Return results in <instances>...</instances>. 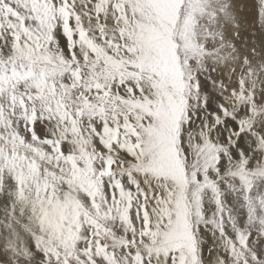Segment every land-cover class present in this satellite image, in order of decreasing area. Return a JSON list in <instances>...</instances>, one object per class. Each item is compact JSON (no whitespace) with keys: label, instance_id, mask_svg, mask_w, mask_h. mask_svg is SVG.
Returning a JSON list of instances; mask_svg holds the SVG:
<instances>
[{"label":"snow or ice","instance_id":"obj_1","mask_svg":"<svg viewBox=\"0 0 264 264\" xmlns=\"http://www.w3.org/2000/svg\"><path fill=\"white\" fill-rule=\"evenodd\" d=\"M16 2L30 13L27 20L33 21L32 25L18 12H12L5 0H0V11L7 9L24 23V38L32 41L40 58L0 62V124L10 128L12 117L17 124L23 121L32 141L27 148L33 156L16 151L15 139L24 145L19 133L11 139L0 136L4 142L0 145V165L10 158L17 161L15 167H0V171L10 173V182L19 193L17 202L23 201L25 206L27 197L23 193L29 182L35 186L36 201L28 222L38 228L39 234L30 231L32 244L25 251L34 253L31 259L48 264H71L76 259L81 264L80 256H72L81 238L77 235L69 245L58 234L61 222L53 223L50 215L53 205L71 201L84 209L80 223L64 219L59 232L72 233L82 225L88 226L89 236L96 239H89L88 247L82 248L80 254L87 257L89 264H97V260L120 264L116 251L102 243L99 230L101 220L117 219L119 223L113 227L103 228V235L114 240L113 249L123 250L124 264H204L203 250L198 249L193 232V218L197 231L201 223H211L215 235L226 242L216 264H264L249 246L256 237L251 231L246 233L230 211L229 230L225 231L220 189L224 183L230 191L242 194L247 205L245 227L251 224L256 208L249 194L257 181L264 180V170L257 171L255 167L264 161V152L253 161L243 148L245 133L251 135L253 129L242 127L236 115L219 105V112H209L211 124L205 121L194 133L187 115L186 92L194 90L195 99L206 91L199 75L194 80L188 77L179 89L172 84L164 89L158 71L153 70L164 47H173L179 57L182 44L185 59L188 52L200 53L190 39L197 0H174L179 5L174 21L157 17L153 0H92L89 7L95 12L99 43L86 36L79 14L69 11L72 0ZM109 11L115 25L111 35L105 31ZM221 14L227 15L226 9H221ZM210 15L215 17V13ZM8 26L16 27L11 23ZM53 43L59 52L50 51ZM184 79L182 75V82ZM252 100L255 103L254 96ZM171 101H176L179 108L165 116L160 106ZM210 103L205 98L203 108L209 109ZM221 127L228 128L227 143L215 144L210 132ZM45 128L49 133H44ZM260 138L264 140V135ZM186 141L193 142L188 151ZM9 143L10 149L5 147ZM193 149L195 159L189 173L188 157ZM237 154L239 166L233 170L232 158ZM36 157L55 160L63 175L57 177L48 169L41 175ZM62 165L67 166L66 170ZM57 180L59 186L54 183ZM150 180L160 190L152 193V209L148 207L149 193L141 187V181L148 184ZM133 193L145 203H135ZM205 193L212 194L219 221L205 219ZM257 199L264 206V195L258 194ZM8 207L15 216V203ZM19 214H24V207ZM260 224L264 225V219ZM121 229L125 238L117 243L116 232ZM257 236L264 240V235ZM9 253L26 258L9 241L6 248L0 245V264H9ZM90 253H95L96 260Z\"/></svg>","mask_w":264,"mask_h":264},{"label":"rangeland","instance_id":"obj_2","mask_svg":"<svg viewBox=\"0 0 264 264\" xmlns=\"http://www.w3.org/2000/svg\"><path fill=\"white\" fill-rule=\"evenodd\" d=\"M5 3L10 5L12 12H18L21 16L25 17V20L29 25L34 23L33 21L27 20V16L30 15V13H26L25 9L19 6L16 0H5ZM91 3L92 0H72L71 9L74 11V13L79 14L81 25L86 36L88 38L95 39V42L99 43L100 41L97 38L98 25L95 12L91 7H89ZM200 9H203V11ZM221 9H226L227 15L221 14ZM178 10L179 5L178 3H175L174 0H153V11L156 13L157 17L161 18L162 20L174 21L176 12ZM86 13H91V15ZM210 13H215V17L210 15ZM240 16L242 18H240ZM239 20L243 21L242 26L237 25V21ZM9 23L16 26L15 29L9 28ZM0 25H2L0 26V62H7L10 58L19 60L21 57L25 61L30 62L40 58L39 53L35 51L34 47L32 46V41H26L24 38V23L12 17L11 13H9L7 9L0 11ZM113 27H115V25L112 23L111 13L109 11L108 23L105 27V31L111 35ZM215 28H222L223 32L221 31L218 34L215 32ZM190 32L191 43L200 50V53L193 55L191 52H188L187 59H185V52L182 44L180 47L179 57L176 56L175 49L173 47H164L161 50L160 61H157L153 70L158 71V74L160 75V84L164 89H166L168 84H172L177 89H179L182 87V83L187 82L188 77H191L194 80L197 75H199V79L205 86L206 91H202V95H199V97L195 99L193 97L191 98L194 90H189L186 92L187 115L192 121V131L195 132V128L201 126L203 121H207L209 124H211L212 117L209 114L210 111L214 110L219 112V107L214 106V102L210 103L209 109H204L205 116L204 111H202L203 106H197V104L200 102L202 104L205 98L210 100L209 96L213 94V91H211L209 87L212 88L214 83L222 85L223 88H228L232 85L234 86L233 88H237V86L240 85L243 87L244 82H246V87H244V90H257L260 93H264V87L259 88L256 84H253L254 78L249 77V75L252 73L260 74L264 72V41L262 38H260V34L264 33V0H197V6L194 10V14L192 15V26ZM236 33H239V35H236ZM233 38L235 41L237 39V45L234 43ZM177 43L181 42L177 41ZM13 45H15V47H13ZM256 46L259 49H257ZM262 48L263 51L260 50ZM50 51L59 52V48H57L53 43ZM64 54L66 55V52ZM245 57H247V60H245ZM182 75L185 78L183 82L181 80ZM239 89L241 91V88ZM226 92L228 94L230 93L229 91ZM234 93L235 92L232 94ZM253 96L255 97V103H253L252 100ZM188 97L191 98L190 104L188 103ZM220 99L221 101H219L218 104H224V107L228 109L229 113L236 115L237 118L242 122V127L245 129H253L251 135H249L247 132L245 133L243 148L246 155L251 156L253 161H255L257 158H259V154L264 152V140L260 138L261 135H264V99L261 97V95L258 97L255 93H245L242 91L241 95L239 96L238 105L235 103L233 104V101H235L234 96L225 95ZM249 101H252L253 105H258V108L256 106L252 107V104H250L251 102L249 103ZM178 108L179 104L176 101H171L170 103L165 102V104H162L159 110L165 116H167L169 111L175 112ZM249 108H251V113H249ZM12 120V126L15 129L20 128V133H22L26 142L29 144L32 143L31 138L28 137L26 131L24 130L23 121H20L19 124H17L15 117H12ZM49 131L50 130L47 128L44 129V133H49ZM215 131L217 137L215 135L211 136V141L215 144L227 143L225 140V133L228 131V128L221 127L217 128ZM0 136H5L10 139L13 137L9 133V129L5 128L2 124H0ZM15 142L16 141L14 140V143ZM3 143V140H0V145H3ZM192 143V141H186L185 151H188ZM15 144L16 151L20 155H27L29 158L32 157L31 151H29L30 155L26 154L25 149L27 148V145H18L17 142ZM36 146H38V144H36ZM5 147L10 149L12 144L9 143ZM254 148L256 151H253ZM194 159L195 149L189 153V173H191L193 170L192 165ZM232 159V168L235 170L239 166V154H237V156L233 157ZM16 163L17 161L14 158H10L6 159V161L3 162L0 167H15ZM47 167L50 171L55 172L57 177L63 175V173L60 172L58 168L56 169L53 166ZM63 167L66 170L67 166L64 165ZM255 167L257 171L264 170V161H261V163L257 164ZM43 170L44 169H41V175H43ZM179 175L182 179V173ZM49 179L51 180L50 177ZM54 183L59 186L58 180L56 182L54 181ZM141 187H143L144 190L149 193L148 205L150 207H154L152 203V193H159L156 182L150 180L148 184H144L143 181H141ZM220 189L223 193L222 199L224 201L225 208V231L229 230L228 216L230 211L232 216L238 218L241 228L246 233L247 231H251L253 236L256 237L250 241L249 246L251 250L257 254V256L261 257L262 262H264V240H260L257 236V233L264 235V225L260 224V220L264 219V206H261L257 199L258 194L264 195V180L257 181L252 192L249 194L253 198L252 206L256 208V212L254 221L247 227H245L247 205L242 199V194L239 192L230 191L224 183L220 184ZM23 194L27 197V207L23 201L17 202L19 193L16 190L15 185L10 182V173L7 171H0V245L6 248L7 243L9 241H13L16 247L20 250V255L26 257L25 259H20L18 256L9 253V264H48L47 261L32 260L31 257L34 253L32 251H25V249H29L32 244L30 231L37 232L39 234V230L35 225L29 224L28 222L30 209L33 202L36 201L35 186L31 185L29 182V186L25 189ZM41 195H43V193H41ZM133 197L135 199V203H145L143 199L136 198L135 193H133ZM9 203H15L16 205L17 213L15 216L11 214V209L8 207ZM21 207H24V214L22 216L19 214V209ZM83 211L84 209L80 208L78 204L70 201L64 204L53 205L50 215L52 222L57 223L59 220L61 222L59 227H62V221L68 218L73 224H79L80 214ZM203 212L205 219H216L219 221V216L216 214L215 200L211 193L204 194ZM66 214H69V217ZM152 218L155 220L154 215ZM116 223H119L118 219L115 221L101 220V228L99 230L103 236L102 243L108 244L110 251H116L117 259L120 260V264H124L123 260L121 259L123 250L113 249L112 245L114 240L109 238V236L103 235L104 227L111 228ZM9 224H11V227L8 226ZM25 225H27V227H25ZM59 227L57 229L58 234L63 235L65 241L69 245L73 243V240L77 235L81 238L80 242L75 245V248L72 251V256H80L81 264H89L87 257L80 254V250L82 248H87V241L89 239L93 241L96 239L95 236H89L90 229L88 226L82 225L78 231L72 233H68L67 230H65L63 233H60ZM192 227L193 232L195 233L197 247L198 249L203 250L202 257L204 264H216V256H218V254H220L221 251L227 247L226 242L215 235L216 230L211 223H201L199 225V231H197L195 218H193ZM138 229L139 228L137 227V234H139L140 231V229ZM116 238L117 243L120 239L125 238L122 229L121 231L116 232ZM127 238L130 239V235ZM84 245L86 247H84ZM93 248H95V245H93ZM90 255L92 256L93 260H96L95 253H90ZM71 264H78V262L76 259H73ZM97 264H102V260H97ZM250 264H252L251 261Z\"/></svg>","mask_w":264,"mask_h":264},{"label":"bare ground","instance_id":"obj_3","mask_svg":"<svg viewBox=\"0 0 264 264\" xmlns=\"http://www.w3.org/2000/svg\"><path fill=\"white\" fill-rule=\"evenodd\" d=\"M246 3V2H245ZM243 5V4H242ZM241 5V6H242ZM246 10V9H245ZM70 12H74L72 9H70L69 10ZM240 18H242L241 16H240ZM242 23V24H241ZM237 25H243V21H237ZM214 28V27H213ZM223 30H224V28H223ZM222 31V28H219V29H216L215 28V32L216 33H220ZM223 32V31H222ZM240 33H242V32H240ZM229 34V33H228ZM228 34H226V35H228ZM225 35V34H224ZM223 36V35H222ZM240 38H241V36H240ZM240 38H239V43H240ZM260 38H262L263 39V41H264V33L263 34H260ZM242 39V38H241ZM10 41V40H9ZM233 41H234V43L237 45V43H236V41H237V39H236V41H235V39L233 38ZM14 43V42H13ZM26 44V43H25ZM239 45V44H238ZM17 47H19V46H17ZM256 48L257 49H259L257 46H256ZM261 51H263V48L262 49H260ZM246 52V51H245ZM249 77H251V78H254L253 79V84H256L259 88H261V87H264V74L263 73H260V74H257V73H252V74H250L249 75ZM205 108H203L202 109V111H204V116H205V110H204ZM205 123V121H203L202 122V124H201V126L203 125ZM201 126H199V127H196L195 128V132H198L200 129H201ZM9 129V133L11 134V136H14V134H16V133H20L21 132V129L19 128V129H15L13 126H11L10 128H8ZM194 132V133H195ZM206 134H208V133H206ZM21 137H23V135H22V133H20L19 134ZM210 135L211 136H216L217 137V134H216V131H213V132H210ZM15 141L18 143V145H21L20 144V141H19V139H15ZM15 142V143H16ZM250 143H251V141H250ZM29 143H27L26 142V140L24 139V145H28ZM254 146V145H253ZM37 147H42L41 145H39L38 144V146ZM248 147H249V145H248ZM25 151H26V154H29L30 155V152H29V149H25ZM24 153V152H23ZM31 156H33V153H31ZM36 160H37V163L39 164V167H40V170L41 169H48V167L47 166H50V167H55L56 169H57V167H56V162H55V160H53V161H51V162H49L47 159H44V160H40L39 159V157H36ZM42 163H44V164H42ZM7 164V163H6ZM47 165V166H46ZM5 166V165H4ZM64 165H62V167H63ZM49 170V169H48ZM50 171V170H49ZM50 172H52V171H50ZM51 178V177H50ZM56 182V181H55ZM159 192H160V190H159ZM143 204V203H142ZM27 207V206H26ZM148 207L150 208V209H152L153 207H150L149 205H148ZM55 208V207H54ZM57 208V207H56ZM72 212V211H71ZM67 216L69 215V214H66ZM69 217V216H68ZM67 217V218H68ZM69 219V218H68ZM56 222V221H55ZM138 228H139V226H138ZM139 230V229H138ZM204 236V235H203ZM205 237V236H204ZM94 245V244H93ZM84 247H86L85 245H84ZM88 247V246H87ZM217 257V256H216ZM209 262H210V260H209ZM207 264H210V263H207ZM212 264V263H211Z\"/></svg>","mask_w":264,"mask_h":264},{"label":"crops","instance_id":"obj_4","mask_svg":"<svg viewBox=\"0 0 264 264\" xmlns=\"http://www.w3.org/2000/svg\"><path fill=\"white\" fill-rule=\"evenodd\" d=\"M264 70V69H263ZM264 73V72H263ZM245 83L246 82H244V86L242 87L241 85L240 86H237V88H233L234 86L232 85V86H229L228 88H223V86L222 85H219V84H213V86H212V88L211 87H209L208 85V87L210 88V90L211 91H213L212 93V95H210L209 96V98H210V102H214L213 103V105L214 106H216V107H219V104H218V102L219 101H221V97L222 96H225V95H229V96H234L235 97V101H233V104L235 103L236 105H238V102H239V96L241 95V91L242 92H245V93H255V94H257V96L259 97L260 95H261V97L264 99V93H260L259 91H257V90H252V91H246V90H244V87H246L245 86ZM239 88H241V91H240V89ZM233 90H235V91H233ZM226 91H229L230 93L228 94ZM233 92H235L234 94H232ZM203 93V92H202ZM202 93H200V95H202ZM239 94V95H238ZM247 95H249V94H247ZM196 96V93H195V91H194V93L192 94V96H191V98L192 97H195ZM190 97H188V103L190 104V99H191ZM214 98V99H213ZM251 102V103H250ZM263 102H264V100H263ZM249 103L250 104H252V101H249ZM202 104H201V102L200 103H198L197 104V106H201ZM223 106H224V104H222ZM254 106H256L257 108H258V105H253L252 104V107H254ZM262 106V105H261ZM233 113H234V111H233Z\"/></svg>","mask_w":264,"mask_h":264}]
</instances>
